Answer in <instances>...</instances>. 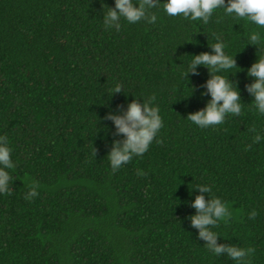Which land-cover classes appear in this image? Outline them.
Here are the masks:
<instances>
[{"label":"trees","instance_id":"16d2710c","mask_svg":"<svg viewBox=\"0 0 264 264\" xmlns=\"http://www.w3.org/2000/svg\"><path fill=\"white\" fill-rule=\"evenodd\" d=\"M153 11L155 23L122 19L116 30L105 28L101 0H0V136L16 165L0 193V264H236L209 252L192 225L201 194L232 213L218 243L254 248L248 264H264V140L253 142L264 116L246 88L264 52L247 36L256 26L223 9L208 23ZM217 37L242 69L228 77L244 109L201 129L186 117L211 98V73H183ZM153 96L164 126L114 172L107 154L124 134L107 114Z\"/></svg>","mask_w":264,"mask_h":264},{"label":"clouds","instance_id":"9594fccd","mask_svg":"<svg viewBox=\"0 0 264 264\" xmlns=\"http://www.w3.org/2000/svg\"><path fill=\"white\" fill-rule=\"evenodd\" d=\"M103 24L106 29L115 28L119 30L121 20L129 24L146 20L155 23L158 15L154 9L162 7L163 12L171 17L183 16L190 21H202L208 23L210 18L219 9H223L225 15L237 20H244L255 25L256 29H264V0H115V6L103 3ZM107 5V10H105ZM253 29L248 32L249 41L256 45H264V32ZM212 52H201L192 55L187 65V70L195 73L198 66H205L211 75L206 81L207 92L210 99L204 108L191 112L187 120L201 129L221 125L229 115H240L244 109L241 103V92L238 84L229 79L228 74L241 71L235 60V54L229 55L225 51V43L217 37L216 42L210 44ZM238 68L237 71H230ZM227 73V75H224ZM247 75L253 80L246 85L247 91L253 101L252 108L261 116H264V52L258 53V58L247 68ZM123 89L117 85L118 92ZM194 92L191 87L190 96ZM111 93V94H112ZM150 97L143 103L133 99L128 103L127 110L123 113L109 112L107 118L114 121L116 130L124 134L123 141H113V146L107 154L111 169L115 172L130 162L134 156H142L149 150L150 145L157 138L158 133L164 126L160 109ZM264 140V135L257 133L254 143ZM12 147L6 136H0V193H7L13 176L10 170L16 167L12 159ZM142 174V173H141ZM35 182L32 185L27 198L36 196ZM202 193H212V186L200 184ZM193 207L197 210L190 219L194 227L199 229V236L203 239L205 247L215 256H227L236 264H248L249 258L255 252L254 248H243L231 243H218L221 234L215 229L219 228L221 222H227L232 213L225 200L219 196L205 199L204 195H197L192 201ZM250 217L255 219L257 212L252 210Z\"/></svg>","mask_w":264,"mask_h":264}]
</instances>
